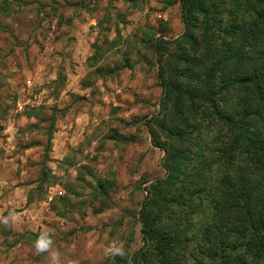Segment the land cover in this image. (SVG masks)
I'll use <instances>...</instances> for the list:
<instances>
[{"label":"rangeland","instance_id":"1","mask_svg":"<svg viewBox=\"0 0 264 264\" xmlns=\"http://www.w3.org/2000/svg\"><path fill=\"white\" fill-rule=\"evenodd\" d=\"M207 14L206 27L197 16L185 31L179 0H0V173L15 200L4 216L33 203L41 217L40 201L53 196L46 219L62 264H129L146 242L145 198L168 180V167L172 190L183 176L199 180L198 170L217 177L210 144L229 125L211 124L199 99H166L164 88L204 90L221 18ZM191 66L195 78L185 74ZM29 113L37 118H20ZM192 132L200 134L194 147ZM202 204L194 241L212 212L211 197ZM0 226V264H50L35 253L40 232ZM112 241L122 257L105 255ZM238 264L261 263L242 255Z\"/></svg>","mask_w":264,"mask_h":264},{"label":"trees","instance_id":"2","mask_svg":"<svg viewBox=\"0 0 264 264\" xmlns=\"http://www.w3.org/2000/svg\"><path fill=\"white\" fill-rule=\"evenodd\" d=\"M228 1L179 0L185 31L197 16L206 27L207 13L214 12L221 14L219 30L208 42L202 93L179 83L164 86L166 99L170 93L199 99L211 110V124L229 125V132L214 136L210 144L219 172L209 181L198 170L199 180L183 176L172 190L174 168L168 167V180L151 185L145 198L140 219L146 242L129 264H238L242 255L264 264V0ZM191 68L185 74L195 78ZM191 134L194 147L200 134ZM200 168L211 165L203 162ZM210 197L211 215L194 241V216L202 198Z\"/></svg>","mask_w":264,"mask_h":264},{"label":"crops","instance_id":"3","mask_svg":"<svg viewBox=\"0 0 264 264\" xmlns=\"http://www.w3.org/2000/svg\"><path fill=\"white\" fill-rule=\"evenodd\" d=\"M20 118H25V119L31 121V120H34V118H37V117L35 115H32L31 113H29L28 115H20ZM10 124L12 125L11 122H10ZM30 125H33V124H30ZM57 133L58 132H56V134ZM64 144H65V141H64ZM55 147L56 148L58 147L57 144L54 146V148L52 147V149H55ZM61 149L65 151V149H66L65 145H64V147H61ZM61 157L63 158V156H61ZM2 178H3V175H2V173H0V216H4V212L7 209V207L9 205H12V203H15V200L12 199V194H6V195L3 194V185L1 184L2 183L1 182ZM49 189H52V188H49ZM52 197L53 196L48 194L44 200L40 201L41 205H45V207L41 208V209H44V211H45V213L40 214L41 217H39V213H37L38 211H36V208H34L35 206H33V203H31L27 207H23L22 208L23 211L19 213V214H23L24 215V218L21 219L22 223L16 225V228L12 227V231L13 232H15L14 230L21 231L22 224H23V226H22L23 229H25V230L29 229L31 231V233H37V232H41V231H44V230L53 229L52 228L53 225L49 226L48 225V221L46 219L47 218L46 214L48 215V213L50 212L49 211L50 208L48 207V205H50V202L52 201ZM24 198H25V196H24ZM28 200H27V202H28ZM24 219H26V221H24ZM1 229H2V227L0 226V232H1ZM2 236L3 235H1V233H0V237H2Z\"/></svg>","mask_w":264,"mask_h":264},{"label":"clouds","instance_id":"4","mask_svg":"<svg viewBox=\"0 0 264 264\" xmlns=\"http://www.w3.org/2000/svg\"><path fill=\"white\" fill-rule=\"evenodd\" d=\"M20 222L21 216L15 209L10 210L5 216H0V224L5 228L14 227ZM52 236L51 230L41 231L34 242L35 253L37 255L46 253L50 264H62V254L59 249L55 247ZM104 253L106 256L122 257L124 255L123 246L118 244L117 241H112L105 247Z\"/></svg>","mask_w":264,"mask_h":264}]
</instances>
